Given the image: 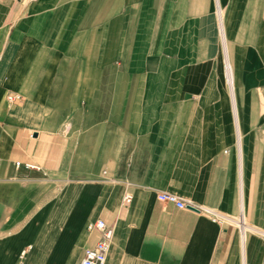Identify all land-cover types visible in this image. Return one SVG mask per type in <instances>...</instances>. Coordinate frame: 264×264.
Wrapping results in <instances>:
<instances>
[{"label": "crops", "instance_id": "crops-1", "mask_svg": "<svg viewBox=\"0 0 264 264\" xmlns=\"http://www.w3.org/2000/svg\"><path fill=\"white\" fill-rule=\"evenodd\" d=\"M97 220L105 264H264V0H0V264Z\"/></svg>", "mask_w": 264, "mask_h": 264}, {"label": "built area", "instance_id": "built-area-1", "mask_svg": "<svg viewBox=\"0 0 264 264\" xmlns=\"http://www.w3.org/2000/svg\"><path fill=\"white\" fill-rule=\"evenodd\" d=\"M19 99L20 97L18 95H9L7 97V101L11 103ZM158 200L162 202L171 203L175 205V207L178 209H189L197 213H203L213 219L217 218V216L210 210L202 206H197L192 203L183 201L182 199H179L178 197L172 194H159ZM130 202L131 196L126 195L123 198V205L126 206ZM86 230L88 232H97L99 234V240L92 248L85 250L83 258L81 259L79 264H105L107 253L109 251L113 239V226L106 225L102 220H97L94 222H89L86 226ZM242 231L243 230L241 229L240 232Z\"/></svg>", "mask_w": 264, "mask_h": 264}]
</instances>
